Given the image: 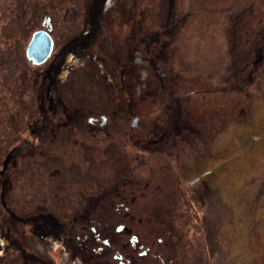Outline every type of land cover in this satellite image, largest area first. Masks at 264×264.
Listing matches in <instances>:
<instances>
[{
  "label": "rangeland",
  "instance_id": "1",
  "mask_svg": "<svg viewBox=\"0 0 264 264\" xmlns=\"http://www.w3.org/2000/svg\"><path fill=\"white\" fill-rule=\"evenodd\" d=\"M90 3L0 0V123L36 117L55 55L81 35ZM108 7L97 40L58 78L56 94L65 105L88 94L110 118H139L143 134L157 133L166 107L185 117L184 132L203 136L205 154L196 157L190 144L174 165L200 164L189 179L215 168L218 189L202 212L172 217V234L183 237L176 254L183 264H264V59L250 55L264 0H109ZM47 16L54 55L37 66L26 51L33 34L47 30ZM212 152L218 159L207 158Z\"/></svg>",
  "mask_w": 264,
  "mask_h": 264
},
{
  "label": "flooded vegetation",
  "instance_id": "2",
  "mask_svg": "<svg viewBox=\"0 0 264 264\" xmlns=\"http://www.w3.org/2000/svg\"><path fill=\"white\" fill-rule=\"evenodd\" d=\"M90 1L83 32L55 55L36 117L0 123V264H183L172 217L202 212L218 174L213 168L189 179L201 165H174V158L190 144L202 158L203 136L185 133L189 121L170 107L157 133L143 134L139 118H110L92 108L88 94L67 105L56 94L58 78L92 47L110 9L105 0ZM45 19L53 38L52 19ZM261 32L251 42L252 60L264 59V25ZM53 42L45 62L30 63H46Z\"/></svg>",
  "mask_w": 264,
  "mask_h": 264
},
{
  "label": "water",
  "instance_id": "3",
  "mask_svg": "<svg viewBox=\"0 0 264 264\" xmlns=\"http://www.w3.org/2000/svg\"><path fill=\"white\" fill-rule=\"evenodd\" d=\"M109 0H105V5ZM50 19V17H48ZM44 20V25L46 24ZM53 50V38L48 30H38L33 34V37L27 47V57L34 64H41L46 61Z\"/></svg>",
  "mask_w": 264,
  "mask_h": 264
},
{
  "label": "trees",
  "instance_id": "4",
  "mask_svg": "<svg viewBox=\"0 0 264 264\" xmlns=\"http://www.w3.org/2000/svg\"><path fill=\"white\" fill-rule=\"evenodd\" d=\"M239 82V81H238Z\"/></svg>",
  "mask_w": 264,
  "mask_h": 264
}]
</instances>
